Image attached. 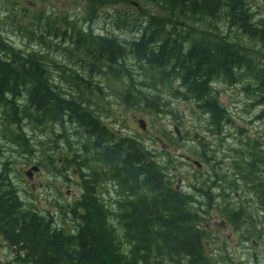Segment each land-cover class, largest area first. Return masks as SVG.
Wrapping results in <instances>:
<instances>
[{
    "label": "rangeland",
    "instance_id": "obj_1",
    "mask_svg": "<svg viewBox=\"0 0 264 264\" xmlns=\"http://www.w3.org/2000/svg\"><path fill=\"white\" fill-rule=\"evenodd\" d=\"M189 1L195 6L199 0ZM216 1L219 2V5L216 11L215 8L211 9V14L214 15L212 17L209 16L210 14L198 13L197 11L200 10L192 11L188 7L176 9L170 4H165L162 0L156 2L152 0H0V21L4 31L3 36L14 46L25 52L37 51L47 55L49 71L62 94L71 97L76 91L80 98L91 104L92 99L98 95V91H96L98 87H101L103 91H110V89L105 77L90 70L86 63L79 59V53L75 51L76 45L72 40H77L76 32L80 29L83 34L106 41L115 40L121 47L130 48L134 42L143 37L145 30H157L149 25L151 19H155L159 26L166 30L164 35L170 38L177 35L184 48H188L194 39L202 40L204 38L208 42L221 41L237 47L246 58L247 63L250 62L254 68L264 66V0H240L243 2L242 4L235 3V8L239 12L237 15H233V0ZM243 11L244 15L241 14ZM243 16L246 22L245 28L241 21ZM56 28L65 31L67 37L64 38L61 34L56 36L54 33ZM249 31H256V33L252 34ZM32 33L45 36L47 45L42 41H33ZM162 42L163 38L161 37L158 42H155L157 45L153 48L158 49ZM93 52L95 53V51ZM128 57L122 62V67H126L132 72L135 83L140 84L141 91L151 94L150 104L145 101L135 103L129 95L125 101L116 100L114 97H97L98 103L104 105L101 112H105V114L107 110L114 112L113 124L110 128L121 134L122 137L128 136L144 141L148 148L156 150V157L160 162L167 164L170 168L179 169L183 177L187 173H197L195 167L187 163V156L202 161L212 173L219 167L217 180L222 181V184L217 190V203L223 205L222 216L224 219H228L230 203L236 202L237 193L240 195L239 203L247 200L252 201L253 204L256 203V197H259L260 190L264 189V179L261 177L264 176V155L262 154L264 151V94L255 83V81L258 83L257 75L251 67L239 68L232 74L233 79L231 80L228 79L229 73L227 76L213 79L212 89L217 96V101L226 109L231 120L230 123L225 121L222 124V135H215L209 130L212 115L200 108L199 104L189 101L181 94L184 90L180 88L178 81L173 82L171 89L161 90L162 87H169L170 81L179 78L177 73L163 68V75L160 78L164 76V79L158 78L157 81L152 82L139 67L141 64L138 60L136 62L130 56ZM85 58L90 61L87 56ZM166 75L169 80L165 79ZM76 77H79L81 81ZM85 85L93 88L94 91L86 90ZM178 88L180 91L176 92ZM61 91H57V93L59 94ZM57 93L55 92V94ZM65 117L62 118L63 121H65ZM80 117H82V112H79L78 118L81 119ZM75 119L76 122H79L76 116ZM139 119H144L147 122L146 130L141 129L138 123ZM1 120L2 112L0 110V174L2 181L5 185H11L17 189L26 206H33L37 212L43 215L51 214L58 228L65 227L77 236L78 226L80 225V230L84 227L81 224L82 220L77 222L74 218L78 215L79 209L74 212V207L52 206L45 200V192L40 188L41 175L38 174V171L31 173L32 167H44L49 163L47 153L51 152L52 148L42 145L41 142L45 141V137L42 136V133L32 132L28 126L23 130L29 142L22 143L21 139H17L16 142L14 141L17 145H14V143L8 142L6 129L1 126ZM81 120L88 122L85 118ZM97 123L100 124L98 121ZM93 124L95 122L91 121L89 128L94 131L97 137L99 136L97 142L102 146L101 152L106 157L109 169L112 170L116 166L120 154L112 153L111 148L114 145L110 143L106 135H99ZM60 125L62 130L55 132L53 137L54 146L64 147V143L73 146L67 133L66 122H62ZM228 135L231 136L226 137ZM237 142L240 147H234ZM82 144L86 145L87 143L82 142ZM23 149L28 150L25 152ZM224 152L227 153L226 157H223ZM252 154L253 156H251ZM232 156H235V160L250 159L255 161L253 167L247 164L241 171V175L246 178V192L235 186L229 175L231 170L239 168V165H233ZM220 160H223L225 165L220 164L218 162ZM249 172L253 174L248 179L245 175ZM27 173L34 174L33 177L36 179L31 181ZM87 175L93 179L90 172L83 174L85 180L89 177ZM34 182L35 185L32 186ZM89 182L91 185V180ZM219 192L222 196H219ZM64 194H66L65 190ZM129 199L127 196L126 200ZM94 209L96 211L92 210L90 213L92 216L95 215V212L102 214L103 208L99 205H96ZM109 210L114 212L111 207ZM120 213H123L122 209ZM103 217L106 219V228L111 230L112 241H109L106 235L99 237L101 239H97L98 242L103 244L102 240H107L106 243L113 246V250L118 252L122 259L127 258L125 254L132 252L137 246L139 247L136 249L137 253L139 255L143 253V244L135 241V233L127 237V242H131V244L118 240L115 229L110 226L112 216L104 211ZM238 218L242 223L247 221L241 214L238 215ZM115 224L118 222L115 221ZM250 224L252 236L262 239L256 225L252 221ZM4 240L0 237V264H17L15 254H12L11 248ZM262 240L264 241V239ZM211 244L205 253L211 257L213 264H239L238 256L227 255L223 251L217 250L219 241H211ZM260 250V258L264 262V245ZM171 255L176 257L174 254ZM243 257L248 259L249 255L243 254ZM176 261L174 258L172 264H177ZM187 262L188 260L185 262L181 260L180 264H188ZM159 263L165 264L162 260H159Z\"/></svg>",
    "mask_w": 264,
    "mask_h": 264
},
{
    "label": "trees",
    "instance_id": "obj_2",
    "mask_svg": "<svg viewBox=\"0 0 264 264\" xmlns=\"http://www.w3.org/2000/svg\"><path fill=\"white\" fill-rule=\"evenodd\" d=\"M162 1L176 9L188 7L192 11L200 10L197 12L210 14L212 17L214 15L211 14V9L215 8L216 11L219 5L216 0H199L198 3L200 1L201 3L195 6L189 0ZM232 2L233 15H237L239 12L235 8V3L243 2L240 0ZM241 14L244 15L245 12ZM244 20L243 16L241 21L245 28ZM149 25L157 30H145L143 37L130 48L121 47L115 40L106 41L83 34L80 31L82 29L76 32L77 40L72 42L76 45L77 50L74 49L78 51L79 59L86 63L90 70L106 78L110 91H128L129 97L135 103L145 101L150 104L151 94L141 91L140 84L135 83L132 72L122 67V62L127 60L128 56L133 61L138 60L141 64L139 67L152 82L158 78L164 79V76L160 78L163 75V68L177 73L179 78L170 81L169 87H162L161 90L171 89L173 82L178 81L180 88L184 90L181 94L212 115L209 130L215 135H222V124L231 121L212 89L215 77H224L229 73L228 79L231 80L232 74L239 68L250 66L257 75L258 83L256 81L255 83L264 94V66L254 68L250 62L247 63L246 58L234 45L221 41L208 42L202 38L206 42L194 39L188 48H184L177 35H173L172 38L165 36L166 30L162 29L155 19H151ZM3 32L0 21L1 126L6 129L8 142L17 145L15 142L21 139L22 143H28V137L23 130L25 127L29 126L32 132L41 134L47 130L51 119L58 125V121L69 114L79 117L77 110L79 106L58 95L57 91L61 89L55 84L54 77L49 71L47 55L37 51L21 50L10 43L3 36ZM54 33L56 36L61 34L64 38L67 37L65 31L59 28H56ZM250 33L254 34L256 31ZM161 37L163 42L160 47L153 48ZM31 39L47 45L43 35L32 33ZM85 56L90 58V61H87ZM166 77L168 75L165 79L169 80ZM76 79L81 81L79 77ZM85 89L94 91L88 85H85ZM152 89L157 91L155 88ZM96 91L103 89L98 87ZM178 91L179 88L176 92ZM80 118H85L89 122V117ZM81 119L79 122L82 126L88 123ZM93 127L98 128L97 122ZM103 130L100 128V135ZM122 145L123 141L111 148L112 153L117 152L120 156L115 167L112 168L110 161L109 164L120 184L124 185L122 195L129 196L130 199L121 207L123 215L119 216V212L107 213L112 216L110 226L115 229L116 238L131 244L127 242V237L135 233V241L143 244V253L141 255L137 253V246L132 252L125 254L127 258L122 259L118 252L113 250V246L106 243L107 240L103 239V244L97 241L101 239L99 237L106 235L109 241H112V238L111 230L105 226L103 209L102 214L98 212L93 216L90 214L96 205H99L91 185L88 186L89 192L88 190L85 192L88 204L79 206V213L74 217L77 222L82 220L81 224L84 226L81 230L80 225L78 226L80 231L78 230L76 236L65 227L58 228L51 214L43 215L33 208L26 207L18 191H14L11 185H5L0 174V237L8 242L17 264H160L159 260L165 264H172L174 258L177 264H180L181 260L183 262L188 260V264H213L211 257L204 251V233L195 226L199 216L192 212L186 197L181 196L164 180L161 163L152 159L145 148L138 147L132 140L126 141V146ZM27 150L23 149L25 152ZM102 158L106 159L104 154ZM106 164L108 166V163ZM251 175L249 172L245 176L250 178ZM261 177L264 179V176ZM260 192L262 193V189ZM115 221L118 224H115Z\"/></svg>",
    "mask_w": 264,
    "mask_h": 264
},
{
    "label": "flooded vegetation",
    "instance_id": "obj_3",
    "mask_svg": "<svg viewBox=\"0 0 264 264\" xmlns=\"http://www.w3.org/2000/svg\"><path fill=\"white\" fill-rule=\"evenodd\" d=\"M58 95L78 105L79 107L77 110L82 112V116L89 117V123H91V121H98L100 123H97L98 132L100 128H103L104 130L101 135H106L107 139L114 146L123 141L122 147H124L126 146V141L132 140L138 147L145 148V150L151 154L152 159L160 162L156 157V150L148 148L144 141L128 136L122 137L121 134L116 133L110 128L113 124L114 112L111 110H107L106 114L105 112H101L104 105L102 106L98 103L97 97H114L116 100L125 101L128 98V91H98L97 97L92 99L91 104H88L85 99L80 98L76 91L71 97L62 94V91ZM79 108H81L82 111H80ZM85 109L87 110L84 111ZM125 110L126 107L124 108V111ZM70 116L71 114L66 116L65 121H63V117L61 121H58V125H55L51 119L47 130L42 133V136L45 137V141L42 142V145L52 148L51 152L47 153L49 156V163L47 166H38V174L41 175L42 179L40 188L45 192V200L54 207H74V211H76L79 209V206L88 204V200L85 198V192L88 190V186L90 185L89 180H91L95 199L97 203L102 206L103 210L110 214H117L119 212V216L123 215L124 213L121 214L120 210L126 203L127 196L124 197L122 195L124 191L122 187L123 184H120L118 177L113 174V170L108 169L106 164L107 160L102 158V146L97 142L99 136L97 137L94 132V134L91 132L89 123H84L82 126L80 122H76L73 114L71 117ZM77 119L79 121L78 117ZM62 122H66L67 133L70 136L73 146L64 143V147H56L53 144L52 140L55 132H60L62 130L60 125ZM179 137L181 136L179 135ZM82 142L87 144L83 145ZM238 143L239 142H237V145L234 147H240ZM262 154L264 155V151H262ZM226 156L227 153L224 152L223 157ZM251 156H253V154ZM231 158L233 165L237 164L239 168L237 170H231L229 175L232 177L233 184L240 190L245 191L246 178L241 175V171L244 170L247 164L253 167L255 161L250 159L235 160V156ZM245 158H247V155H245ZM186 161L188 164L195 167L194 169L197 173H187L183 177L179 169L170 168L167 164L160 163L163 166L164 180L168 182L175 191L180 193L181 196L186 197L187 204L192 212L199 216V221L195 223V226L204 233V251L206 252V250L211 247V241H219L217 250H221L227 255L238 256L239 264H264L260 258V248L264 245V241L262 240L264 239V189L259 197L254 196L256 197V203L254 204L251 203L252 201L250 200L239 203L240 195L237 193L235 197L236 202L233 201L230 203L228 209L229 217L228 219H224L222 216L223 205L217 203V190L222 184V181H219V179L217 180V177L219 178V167L212 173L205 167L202 161L194 157L187 156ZM218 162L225 165L223 160ZM90 172L92 173L93 179L87 175L89 177L85 180L83 174L85 175ZM30 174L27 173V176L31 181L36 179L33 177L34 174ZM116 175H118V173H116ZM34 185L35 182L32 186ZM11 188L14 191L17 190L13 187ZM64 190L66 194H64ZM219 196H222L221 192H219ZM26 207L33 208V206ZM109 207H111L114 212H110ZM239 214L246 218L247 221L243 223L240 222L238 218ZM251 221L256 225L262 239L252 236ZM4 241L8 243L6 240ZM7 245L9 246V244ZM243 254L249 255L248 259H245Z\"/></svg>",
    "mask_w": 264,
    "mask_h": 264
},
{
    "label": "water",
    "instance_id": "obj_4",
    "mask_svg": "<svg viewBox=\"0 0 264 264\" xmlns=\"http://www.w3.org/2000/svg\"><path fill=\"white\" fill-rule=\"evenodd\" d=\"M138 122H139V124L141 125V128H143V129L146 128V123H145V121H143V120H139ZM38 170H39V167H38V166L33 167L32 170H31V173H33V172H37Z\"/></svg>",
    "mask_w": 264,
    "mask_h": 264
},
{
    "label": "bare ground",
    "instance_id": "obj_5",
    "mask_svg": "<svg viewBox=\"0 0 264 264\" xmlns=\"http://www.w3.org/2000/svg\"><path fill=\"white\" fill-rule=\"evenodd\" d=\"M61 27V26H60ZM86 77V76H85ZM136 96V95H135ZM175 100V99H174ZM113 104V103H112ZM49 121V120H48ZM46 122V121H45ZM59 123V122H58ZM32 124V123H31ZM67 126V125H66ZM12 129V128H11ZM49 130V129H48ZM81 131V130H80ZM52 132V131H51ZM47 133V132H46ZM82 139V138H81ZM4 140V139H3ZM53 141V140H52ZM3 147V146H2ZM8 156V155H7ZM42 157V156H41ZM37 164V163H36ZM25 196V195H24ZM32 210V209H31ZM16 259V258H15Z\"/></svg>",
    "mask_w": 264,
    "mask_h": 264
}]
</instances>
